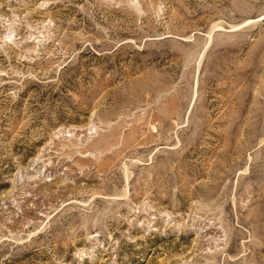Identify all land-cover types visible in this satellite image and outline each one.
Instances as JSON below:
<instances>
[{
  "label": "rangeland",
  "instance_id": "rangeland-1",
  "mask_svg": "<svg viewBox=\"0 0 264 264\" xmlns=\"http://www.w3.org/2000/svg\"><path fill=\"white\" fill-rule=\"evenodd\" d=\"M0 264H264V0H0Z\"/></svg>",
  "mask_w": 264,
  "mask_h": 264
},
{
  "label": "bare ground",
  "instance_id": "bare-ground-1",
  "mask_svg": "<svg viewBox=\"0 0 264 264\" xmlns=\"http://www.w3.org/2000/svg\"><path fill=\"white\" fill-rule=\"evenodd\" d=\"M213 31V30H212ZM211 33V32H210Z\"/></svg>",
  "mask_w": 264,
  "mask_h": 264
}]
</instances>
